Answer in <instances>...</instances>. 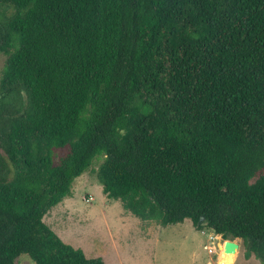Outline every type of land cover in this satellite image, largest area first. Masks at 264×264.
Segmentation results:
<instances>
[{"label":"trees","instance_id":"trees-1","mask_svg":"<svg viewBox=\"0 0 264 264\" xmlns=\"http://www.w3.org/2000/svg\"><path fill=\"white\" fill-rule=\"evenodd\" d=\"M0 9V264H106L44 221L102 156L108 199L264 264V0Z\"/></svg>","mask_w":264,"mask_h":264},{"label":"rangeland","instance_id":"rangeland-1","mask_svg":"<svg viewBox=\"0 0 264 264\" xmlns=\"http://www.w3.org/2000/svg\"><path fill=\"white\" fill-rule=\"evenodd\" d=\"M0 12L5 14L3 9ZM6 60L0 55V80ZM103 162V156L98 157L92 168L75 181L73 196L44 218L65 243L83 250L89 259L101 258L106 264H263L255 256L247 258L241 240L235 241L241 246L236 256V247L229 249L225 242L220 249L221 236L208 228L199 231L189 219L162 227L135 217L121 202L104 194L98 176ZM16 264L36 263L23 255Z\"/></svg>","mask_w":264,"mask_h":264},{"label":"water","instance_id":"water-1","mask_svg":"<svg viewBox=\"0 0 264 264\" xmlns=\"http://www.w3.org/2000/svg\"><path fill=\"white\" fill-rule=\"evenodd\" d=\"M221 241H219V243H224L225 242V246L227 247V248H229V249H232V248H235V247H237V248H239L240 249V245L237 243V242H235V241H225V239L222 237L221 239H220ZM236 241H238V240H236ZM219 243H218V245H219Z\"/></svg>","mask_w":264,"mask_h":264},{"label":"crops","instance_id":"crops-1","mask_svg":"<svg viewBox=\"0 0 264 264\" xmlns=\"http://www.w3.org/2000/svg\"><path fill=\"white\" fill-rule=\"evenodd\" d=\"M61 204H62V203H61ZM61 204H60V205H61ZM60 205H59V206H60ZM57 207H58V206H57ZM57 207H56V208H57ZM54 209H55V208H54ZM237 250H238V251H237ZM224 252H225V256L227 257V252H226V251H224ZM220 254H222V253L220 252ZM237 254H239V248L236 247V253H235V256H236ZM235 256H234V257H235ZM234 257H233V258H234ZM238 257H239V256H238ZM238 257H236V258H238Z\"/></svg>","mask_w":264,"mask_h":264},{"label":"bare ground","instance_id":"bare-ground-1","mask_svg":"<svg viewBox=\"0 0 264 264\" xmlns=\"http://www.w3.org/2000/svg\"><path fill=\"white\" fill-rule=\"evenodd\" d=\"M219 241H221V240L219 239V240H218V242H219ZM218 246H219V248H220V249H222V248H223V243H222V244H221V243H219V245H218ZM219 248H218V249H219ZM220 249H219V251H220V252H222Z\"/></svg>","mask_w":264,"mask_h":264},{"label":"built area","instance_id":"built-area-1","mask_svg":"<svg viewBox=\"0 0 264 264\" xmlns=\"http://www.w3.org/2000/svg\"><path fill=\"white\" fill-rule=\"evenodd\" d=\"M225 241H228V240H225Z\"/></svg>","mask_w":264,"mask_h":264}]
</instances>
